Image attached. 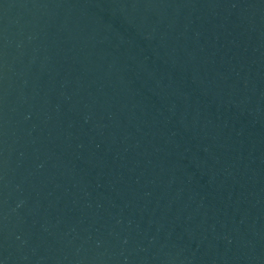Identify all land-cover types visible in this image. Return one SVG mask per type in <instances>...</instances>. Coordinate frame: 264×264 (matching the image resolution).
Masks as SVG:
<instances>
[{
  "label": "water",
  "instance_id": "1",
  "mask_svg": "<svg viewBox=\"0 0 264 264\" xmlns=\"http://www.w3.org/2000/svg\"><path fill=\"white\" fill-rule=\"evenodd\" d=\"M0 264H264V0H0Z\"/></svg>",
  "mask_w": 264,
  "mask_h": 264
}]
</instances>
